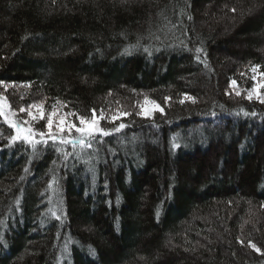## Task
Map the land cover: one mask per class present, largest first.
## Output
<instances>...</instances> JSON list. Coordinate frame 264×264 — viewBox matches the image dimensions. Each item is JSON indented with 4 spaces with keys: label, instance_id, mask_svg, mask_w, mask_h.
<instances>
[{
    "label": "trees",
    "instance_id": "obj_1",
    "mask_svg": "<svg viewBox=\"0 0 264 264\" xmlns=\"http://www.w3.org/2000/svg\"><path fill=\"white\" fill-rule=\"evenodd\" d=\"M262 72L264 0H0L10 108L110 132L34 148L0 117V264H264V103L230 90Z\"/></svg>",
    "mask_w": 264,
    "mask_h": 264
},
{
    "label": "snow or ice",
    "instance_id": "obj_2",
    "mask_svg": "<svg viewBox=\"0 0 264 264\" xmlns=\"http://www.w3.org/2000/svg\"><path fill=\"white\" fill-rule=\"evenodd\" d=\"M233 11H235L233 9ZM147 51V49H145ZM197 53L201 52V49H196ZM199 59V57H197ZM259 65L253 67L252 71L256 72L259 68ZM261 80L257 82L250 90H248V99H251L253 94H256L257 97L264 103V96L260 95V89H264V72L260 73ZM253 80H256V77L253 76ZM232 85H236V81L233 80L231 82ZM7 87V85H5ZM240 95L239 92L236 93ZM146 105H151V107L155 110H159L160 106L156 104L154 101H150L145 98L144 105H142V109L145 108ZM9 108V106L5 103V97L0 95V117H3L8 125L14 130L15 134L9 138L10 143L18 140L27 142L31 144L34 148L38 143H47L48 140L53 141L54 143L59 141L60 144H69L73 148L77 145H80L83 148H91L92 142L97 138L98 135H109L110 132L104 130L99 127V120L104 119L103 112L99 116L96 115V110H92V117L87 118L84 116H77L79 120V126L76 123L71 122L67 118L69 116L76 115L75 113H64L63 115L59 114L58 108L56 105L52 106L51 111L45 115V109L43 102L39 104H32L29 106V109H35V112L28 110L29 120H25L23 122L19 120H13L9 118V115L15 116V112H6L5 109ZM20 112H25V108H20ZM147 114V112H145ZM247 114V113H246ZM127 115V113H124ZM119 116L112 117L113 120L119 119ZM45 120L46 119V129L47 131H41L34 129L32 127L31 122L36 120ZM25 125H28L25 127ZM124 124H120L118 128L114 129V131H119L124 128ZM73 131L76 133L75 136H72ZM65 133L68 134V138L65 136ZM40 139L37 140L36 138ZM250 247H252L256 252L260 253L261 249L256 246V244L249 242Z\"/></svg>",
    "mask_w": 264,
    "mask_h": 264
},
{
    "label": "rangeland",
    "instance_id": "obj_3",
    "mask_svg": "<svg viewBox=\"0 0 264 264\" xmlns=\"http://www.w3.org/2000/svg\"><path fill=\"white\" fill-rule=\"evenodd\" d=\"M257 75V74H256ZM261 80V76L260 75H257L256 76V81L254 82V84H252V86H251V88L257 83V82H259ZM241 87H243L244 88V86H242L241 85ZM238 84H236V85H232L231 86V88H230V90H231V94L233 95V96H238L236 93L237 92H239L240 93V95L239 96H244V97H248V90H250V89H246V90H244V89H242ZM241 92H242V94H241ZM244 92V93H243ZM245 94H246V96H245ZM260 95L261 96H264V89H260ZM248 99V98H247ZM249 100H252V101H257V102H260V103H262L261 102V100L257 97V95L256 94H253V96H252V98L251 99H249ZM145 101H143V103H144ZM5 103L9 106V104H8V102H7V100L5 99ZM9 109H10V111L11 112H15V111H13V109H11L10 108V106H9V108H6L5 109V111L6 112H9ZM28 110H31V111H33V112H35V109H29V108H27L26 109V111L25 112H15L16 113V115L13 117V116H11V115H9V118L10 119H13V120H19V121H21V122H23V121H25V120H29L30 118H29V116H28ZM141 114L144 116V117H148V118H152V117H154L155 115H157V114H159L160 113V108H159V110H155V109H153L152 107H151V105H146L145 106V108L144 109H142L141 108ZM145 112H147V114H145ZM68 120H70L71 122H73V123H76L78 126H79V120L76 118V117H68L67 118ZM98 123L99 124H101L102 123V120H99L98 121ZM32 127H34V129H37V130H41V131H47V129H46V127H45V125H46V119L45 120H40V121H38V122H35V121H32ZM28 125H25V127H27ZM99 127H100V125H99ZM73 134L74 135H76V133L73 131ZM65 135H68L67 133H65Z\"/></svg>",
    "mask_w": 264,
    "mask_h": 264
}]
</instances>
